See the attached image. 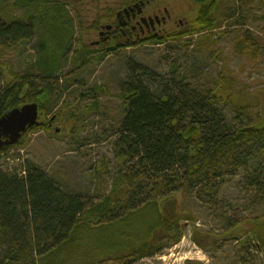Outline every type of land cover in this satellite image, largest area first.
<instances>
[{
	"label": "trees",
	"instance_id": "16d2710c",
	"mask_svg": "<svg viewBox=\"0 0 264 264\" xmlns=\"http://www.w3.org/2000/svg\"><path fill=\"white\" fill-rule=\"evenodd\" d=\"M219 2L207 0L192 34L219 26ZM69 7L59 0H0V119L32 103L39 106V119L49 115L64 90L69 63L82 71L92 60L102 62L122 50H95L82 43L74 48L76 25L84 24ZM22 43L32 44L34 54L16 71L4 59ZM243 44L238 41L237 48ZM127 70L119 85L124 116L115 144L121 170L98 202L64 189L30 161L22 174L0 167V264H136L182 239L180 218L168 205L178 192L193 188L211 197L217 182L264 157V115L257 114L250 125L241 120L231 125L218 104L231 102L238 115L247 116L254 99L235 105L238 96L221 95L225 80L206 93L171 87L170 81L157 89L158 79L147 67L131 61ZM109 93L106 86H93L81 97ZM97 102L88 111L97 109ZM21 144L2 148L0 157ZM257 164L250 186L264 194V168ZM251 225L254 241L264 250V219Z\"/></svg>",
	"mask_w": 264,
	"mask_h": 264
},
{
	"label": "rangeland",
	"instance_id": "374dc122",
	"mask_svg": "<svg viewBox=\"0 0 264 264\" xmlns=\"http://www.w3.org/2000/svg\"><path fill=\"white\" fill-rule=\"evenodd\" d=\"M59 1L71 4L72 15L77 7L83 21L84 25L75 28L77 44L88 27L105 24V2L87 6L86 0ZM216 17L219 26L211 33H190L185 40L122 49L102 62L92 60L82 71L69 63L63 70V92L49 115L39 119L46 126L29 130L21 145L0 157V167L22 174L24 162L30 161L64 189L86 197L89 203L98 202L121 170L115 152L124 116L119 85L127 78L131 61L155 73L157 89L170 81L171 87L176 84L206 93L225 80L221 95L238 96L235 105L254 99L247 116L238 115L231 102L218 104L227 121L233 126L240 120L245 125L255 123L257 114L264 115V0H220ZM89 34L86 47L91 43ZM180 41L183 46L175 45ZM238 41L246 44L238 49ZM33 54L32 44L22 43L14 46L4 61L19 71ZM155 85L150 84L153 91ZM93 86H106L110 93L82 99V91ZM97 100V109L88 111ZM49 118L53 121L48 127ZM258 161L264 168V157ZM258 161L251 160L236 176L217 182L218 190L213 195L210 192L211 197L199 196L193 188L178 192L168 205L180 218L182 239L136 264H264V250L254 241L251 225L255 219H264V194L250 186Z\"/></svg>",
	"mask_w": 264,
	"mask_h": 264
},
{
	"label": "flooded vegetation",
	"instance_id": "af4514ba",
	"mask_svg": "<svg viewBox=\"0 0 264 264\" xmlns=\"http://www.w3.org/2000/svg\"><path fill=\"white\" fill-rule=\"evenodd\" d=\"M101 2H105V24L88 27L81 33L82 37L80 36L77 45L82 43L86 46L89 33L92 36L90 47L105 51L185 40L194 30V23L202 13L207 0H101ZM89 3L98 6L94 1L86 0V5Z\"/></svg>",
	"mask_w": 264,
	"mask_h": 264
},
{
	"label": "water",
	"instance_id": "95a60500",
	"mask_svg": "<svg viewBox=\"0 0 264 264\" xmlns=\"http://www.w3.org/2000/svg\"><path fill=\"white\" fill-rule=\"evenodd\" d=\"M39 125V106L27 104L14 109L0 119V150L18 144L23 136Z\"/></svg>",
	"mask_w": 264,
	"mask_h": 264
}]
</instances>
